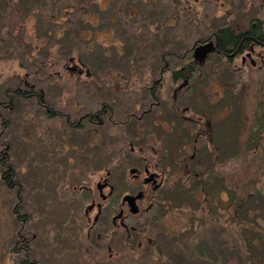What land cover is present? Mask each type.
I'll list each match as a JSON object with an SVG mask.
<instances>
[{"label":"rangeland","instance_id":"374dc122","mask_svg":"<svg viewBox=\"0 0 264 264\" xmlns=\"http://www.w3.org/2000/svg\"><path fill=\"white\" fill-rule=\"evenodd\" d=\"M8 2L0 0V163L5 158L0 165V264H19L22 258L33 264H205L196 258V239L213 246L241 243L238 228L243 230L245 214L230 218L224 184V201L212 205L215 216L211 223L205 222L210 206L202 199L213 192L212 167L222 171L225 184L256 177L254 185L264 196V137L252 151L257 142L252 133L253 116L259 102L264 109V63L256 60L254 67L232 71L218 56H208L215 67L211 73L225 81L226 102L217 93V81L203 90L195 84L183 95L188 97L192 113L203 108L211 116L209 134L218 146L217 156L210 155L205 150L207 139L200 136L195 157L183 161L204 171L201 188H195L190 174L177 171L172 163L181 150L192 152L191 137L183 125L191 131L198 125L183 120L175 132L177 121L173 126L165 120L170 116L166 99L153 106L137 128L131 122L119 126L107 120L98 126L85 125L83 144L78 141L79 131L65 124V113H72L74 119L76 111L94 106L97 97L109 101L112 92L101 87H108L107 78L145 75L147 60V72L153 71L155 54L161 49L167 54L174 44L182 51L193 37L205 36L235 19L246 27L253 12L264 22V0ZM255 6L260 8L258 12L253 11ZM111 13L114 19L110 22ZM173 14L176 16L171 18ZM84 69L108 77L95 87L85 79ZM16 87L41 94L39 98L20 96L14 92ZM115 92H120L115 101L122 102L118 119L124 118L123 109L128 110L136 99H146L143 88ZM72 142H79V152L70 147ZM129 142L162 154V164L168 165L169 189L158 190L155 208L145 219L135 220L143 228L139 247L136 239L125 244L122 238L120 245L114 243L107 250L105 243L112 238L105 228L108 207L103 206L94 231L88 233L96 210L88 211L85 206L90 197L100 200L95 182L105 175V168L113 172L107 179L120 190L122 159L133 157ZM178 156L180 159L181 154ZM4 164L10 167L7 174ZM76 176V184L85 186L80 192L72 187ZM249 202L246 216L255 215L256 224L263 225L264 202L258 198ZM96 232H100L98 238ZM261 243L254 250L258 255L264 252Z\"/></svg>","mask_w":264,"mask_h":264},{"label":"flooded vegetation","instance_id":"af4514ba","mask_svg":"<svg viewBox=\"0 0 264 264\" xmlns=\"http://www.w3.org/2000/svg\"><path fill=\"white\" fill-rule=\"evenodd\" d=\"M150 1L155 3L174 2L176 0ZM176 14H173L171 18L175 17ZM108 18L111 22L114 19L113 14L111 13ZM248 20L249 22L246 27H243L238 20L234 21V27H230L229 23L216 26L205 36L193 37L190 40V44L183 48L182 51L178 48H174V44L172 48H167V54L161 49L162 52L160 54H155L156 64L153 67V71L156 72L155 76L152 74V70H149L150 73L147 72V67L149 66L148 60L147 63H145L146 66L143 65V72H145V75L119 74L116 76H107L108 78H100L95 74L89 73L87 69H84L85 79L92 83V86H100L98 84L100 80L107 78L109 88L103 85H101V87L104 89L107 88L108 91L112 92L111 97L107 102L100 101L97 97L94 106L83 108L80 112L79 110L76 111L74 119L72 118V113H65V124L68 129L74 128L76 131H79V140H77L83 144V142H85L83 127L85 125L90 127L96 124L98 126L107 120L110 124L119 126H124L131 122L133 126L137 128L142 120L150 116L153 106L161 105L164 98L169 103L167 111L170 116L163 119H165L169 125L173 126H175L174 122L177 121L178 124L174 128L175 132L183 120H188L198 125L195 131H191L183 125L186 133L191 137L192 152L187 154L185 151L181 150L182 152L178 153L177 157L172 160L175 166L174 169L181 172V167L188 165L186 162H183L184 159H192L195 157L197 143L200 141L199 137H204L208 142H211L212 139L209 134L212 129L211 116L208 115L205 111L206 109L203 108H201L199 113H192L190 111L191 103L188 102V97L184 99V94H188L195 87V84L199 89L203 90L210 85L211 82L217 81L220 83V88L218 89L220 93H217L220 94L222 103L225 99V81L218 79L216 75L211 73L215 67L208 56H218L220 60L232 69V71L241 70V68L247 66L254 67L256 65V60L261 64L264 63V22L262 19L257 18L256 15L251 16ZM219 27H225L234 38L229 42V38H224L223 34L219 36V33L215 30ZM171 33H174L173 30ZM174 43L176 44V40ZM206 43L210 44L211 49L208 50L204 56H200L198 51V54H196L195 48ZM134 62L137 64V61ZM140 88L145 90L144 94H146V99H142L141 101H137L138 99H136L129 105L130 108L128 110L123 109L125 112L124 118L118 119L121 113L118 107L122 102L115 101V99L118 98L115 94L120 93L115 91L120 89L125 91L123 93H129L132 89L137 90ZM29 94L38 96V94L40 95L41 93L29 90ZM37 98H39V96ZM194 98L198 99L197 96H194ZM41 104L48 109L43 101ZM48 111H50V109H48ZM157 113H159V111H157ZM192 114H195V117H193ZM149 120L154 123L155 117L151 116ZM166 128L168 129V127H165V129ZM79 142H72L73 144H71L70 147L79 152ZM96 143H94V145ZM128 151L133 154V157L128 161L122 159V166H120L122 186L120 190H117L107 179V175L110 174V176H112V171L105 168V175L99 177L95 182L97 196L100 200H94L93 197H90L89 203L85 206L88 211L93 207L96 210L87 228L88 233L89 231H94V225L97 222L103 206L108 207L105 228L109 229L110 233L106 234H111L112 238L111 241H106L105 243L107 250H110L114 243L120 245L122 243V238L125 244L128 243L129 239H136L137 247L142 244L143 228L142 226L138 227L135 222L140 216H144L143 218L145 219L148 212L155 208L157 200L156 193L158 190L164 189L165 187L168 188L169 186L168 165L162 164V154L158 155L157 152L150 150L142 144L135 146L132 142L128 143ZM179 154H181L180 159V156H178ZM80 174L82 173H79V177ZM79 177H75V183L72 187L73 189L77 188L80 192L85 186L82 183H79V185L76 184ZM81 179L80 177L79 181ZM97 185L100 186V189ZM104 187H107L105 193L102 191ZM126 194L136 196L134 198V203L138 209L134 213L129 210L128 203L126 199L123 198ZM80 198L79 201L81 200ZM106 234L104 233L103 236L106 237ZM99 235L100 232H96V238H98ZM145 240L147 243H150L149 238ZM24 244L26 243L24 242Z\"/></svg>","mask_w":264,"mask_h":264},{"label":"trees","instance_id":"16d2710c","mask_svg":"<svg viewBox=\"0 0 264 264\" xmlns=\"http://www.w3.org/2000/svg\"><path fill=\"white\" fill-rule=\"evenodd\" d=\"M9 0H7L8 2ZM9 3V2H8ZM260 7V6H259ZM260 8L253 7V11L258 12ZM252 11V12H253ZM253 15L254 12H253ZM236 21V19L234 20ZM230 27H234V22L229 23ZM216 32L219 33V36L221 34L224 35V38L226 37L232 40L234 38L231 36L229 31L225 27H219L215 29ZM237 39V38H235ZM234 39V40H235ZM246 45V44H244ZM17 95L20 96H30L29 91L22 90L19 88H15L14 91ZM262 102H259L257 106V112H255L253 118V132L256 136L257 142H255V145L252 148L253 150H256L258 146V140L264 137V109H262ZM51 115V114H50ZM218 146L215 144V142H207V146H205V150H209L210 155L216 157ZM4 156L1 158L0 165H3L4 163ZM4 170L3 173L7 174L9 173V164H4ZM193 169V170H192ZM196 170V169H195ZM194 168H192L190 165H187L185 167H181L180 171L181 173H187L190 174L192 178V183L195 188H201L202 187V180L204 176V171L197 169L196 171ZM222 171H219L212 167V173H213V192L208 194V196H203L202 201L204 203H207L210 206V211L206 215L205 222H210L212 219H214V212L211 210L212 205L216 207L221 201H224V198H222L221 193L224 191L223 184L226 187L227 191V198L226 205L231 207V213L230 218H233L234 215H240L241 213L245 214V219L242 223L243 230L240 232V228L238 229V238L240 239L241 243H239L237 246H230L231 244L226 243V245H220V246H213L210 243L205 242V244L202 243L200 239H196L195 243L193 244V248L195 249L196 258L200 259L201 261H205V264H263L264 263V252L261 255H258L254 252L255 249H257L258 242H263L264 237V224H259V226L256 224L255 221V215L252 217H247L246 213L248 212V202L252 201L254 198H258L261 202H264V196L261 194L259 189L254 185L256 177H250L246 179L244 182H235V183H226L223 182V174ZM229 190V191H228ZM249 202V203H250ZM248 232V233H247ZM262 240V241H261ZM261 243V244H263ZM149 244V243H148ZM26 245V244H25ZM24 249L27 248L24 247ZM25 251V252H26ZM251 251V252H250ZM148 252V251H147ZM27 253V252H26ZM19 264H32L30 260H27L26 258H22L19 262ZM161 264H172L170 262H163Z\"/></svg>","mask_w":264,"mask_h":264},{"label":"water","instance_id":"95a60500","mask_svg":"<svg viewBox=\"0 0 264 264\" xmlns=\"http://www.w3.org/2000/svg\"><path fill=\"white\" fill-rule=\"evenodd\" d=\"M211 49V46H210V44L209 43H206V44H204V45H202V46H198V47H196L195 48V52H196V54H198L197 53V51L199 52V54H200V56H204L205 55V53L208 51V50H210ZM97 187L100 189V186L99 185H97ZM139 194V193H138ZM137 194V195H138ZM136 196H133V195H130V194H126V195H124V199H126V201H127V203H128V206H129V210L131 211V212H136L137 211V206H136V204L134 203V198H135Z\"/></svg>","mask_w":264,"mask_h":264}]
</instances>
